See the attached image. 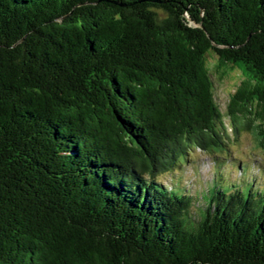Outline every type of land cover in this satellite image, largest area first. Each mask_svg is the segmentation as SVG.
<instances>
[{"label":"trees","instance_id":"obj_1","mask_svg":"<svg viewBox=\"0 0 264 264\" xmlns=\"http://www.w3.org/2000/svg\"><path fill=\"white\" fill-rule=\"evenodd\" d=\"M244 132L264 153V0H0V264H264ZM195 151L226 163L202 204Z\"/></svg>","mask_w":264,"mask_h":264},{"label":"rangeland","instance_id":"obj_2","mask_svg":"<svg viewBox=\"0 0 264 264\" xmlns=\"http://www.w3.org/2000/svg\"><path fill=\"white\" fill-rule=\"evenodd\" d=\"M216 62V56L209 54L207 57V65L212 71V80L214 83V97L216 103L218 104L221 112H225L227 103L229 101V96L234 92L238 84L242 79V75L238 69H235L222 81L217 79L218 74L213 72V66ZM231 153L230 159L235 160L237 158L243 163L244 172L242 179H235L240 176L239 172L236 171V175H231V167L226 168L228 170L224 175L223 187H227L226 183L230 180L235 179L234 182H237L239 186H242V181L247 180L248 175H257L258 169L264 167V153H261L255 148L253 136L249 132L242 133L238 142L233 143V146L230 149ZM223 158L229 159V157L223 155ZM218 163H221L218 165ZM248 164L253 169H248ZM226 165L225 161L218 159L215 161L212 156H208L200 151H195L191 155V160L186 164L185 167L181 169L180 176L182 180L186 183V188L190 190V193L193 196L197 197L199 203L202 204L203 200L201 196L205 193L207 185L215 177V174L222 171ZM229 164H227L228 166ZM217 169V170H216ZM166 179L169 178V175H164ZM171 176V175H170ZM177 176V175H175ZM260 179V177H258ZM169 181V180H167ZM241 182V183H240ZM259 184L261 182L259 181ZM264 185V184H263Z\"/></svg>","mask_w":264,"mask_h":264}]
</instances>
